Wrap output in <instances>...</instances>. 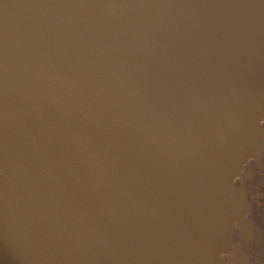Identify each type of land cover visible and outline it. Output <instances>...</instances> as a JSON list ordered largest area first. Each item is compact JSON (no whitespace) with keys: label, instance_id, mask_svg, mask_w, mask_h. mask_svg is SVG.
I'll list each match as a JSON object with an SVG mask.
<instances>
[{"label":"water","instance_id":"1","mask_svg":"<svg viewBox=\"0 0 264 264\" xmlns=\"http://www.w3.org/2000/svg\"><path fill=\"white\" fill-rule=\"evenodd\" d=\"M264 0H0V264H253Z\"/></svg>","mask_w":264,"mask_h":264},{"label":"flooded vegetation","instance_id":"2","mask_svg":"<svg viewBox=\"0 0 264 264\" xmlns=\"http://www.w3.org/2000/svg\"><path fill=\"white\" fill-rule=\"evenodd\" d=\"M253 179L248 186L247 197L253 209L259 212L264 208V161ZM256 219H260V214L254 216L252 223L247 225L250 233L248 245L252 249L249 254L253 264H264V224H257Z\"/></svg>","mask_w":264,"mask_h":264},{"label":"bare ground","instance_id":"3","mask_svg":"<svg viewBox=\"0 0 264 264\" xmlns=\"http://www.w3.org/2000/svg\"><path fill=\"white\" fill-rule=\"evenodd\" d=\"M263 161H264V155L261 156V163L262 164H263ZM252 180H254V179H252ZM259 214H260V219H256V223L257 224H264V208L262 210H260L259 212H256L254 209L252 210L253 218H254V216L255 217H257V215L259 216Z\"/></svg>","mask_w":264,"mask_h":264}]
</instances>
